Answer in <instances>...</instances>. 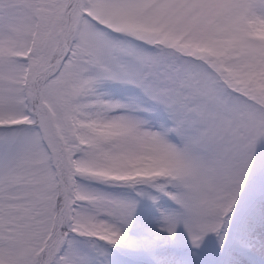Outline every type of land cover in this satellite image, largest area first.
I'll use <instances>...</instances> for the list:
<instances>
[{"label": "snow or ice", "instance_id": "obj_1", "mask_svg": "<svg viewBox=\"0 0 264 264\" xmlns=\"http://www.w3.org/2000/svg\"><path fill=\"white\" fill-rule=\"evenodd\" d=\"M0 264H264V0H0Z\"/></svg>", "mask_w": 264, "mask_h": 264}]
</instances>
